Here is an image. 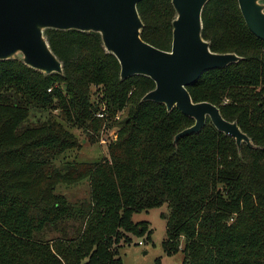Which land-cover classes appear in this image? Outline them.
<instances>
[{"label": "trees", "instance_id": "obj_1", "mask_svg": "<svg viewBox=\"0 0 264 264\" xmlns=\"http://www.w3.org/2000/svg\"><path fill=\"white\" fill-rule=\"evenodd\" d=\"M138 12L142 39L171 51L172 0H142ZM45 35L63 74L46 76L18 58L0 61V264H124L119 249L129 235L152 236L134 214L165 205L167 255L183 253V264H264V41L238 0L209 1L203 38L212 52L241 60L206 72L188 90L194 103H211L237 122L254 147L238 148L210 119L175 144L194 120L143 102L155 82L121 80L100 34ZM123 111L107 157L69 159L82 148L73 129L92 140Z\"/></svg>", "mask_w": 264, "mask_h": 264}, {"label": "water", "instance_id": "obj_2", "mask_svg": "<svg viewBox=\"0 0 264 264\" xmlns=\"http://www.w3.org/2000/svg\"><path fill=\"white\" fill-rule=\"evenodd\" d=\"M142 0H0V61L20 59L46 76L63 74L46 30H77L101 35L103 46L121 66V80L145 76L155 82L143 102L177 109L194 120L174 140L200 133L208 119L233 138L238 148L254 147L237 122L227 121L208 102L194 103L188 88L206 72L238 63L236 54H217L203 38V11L210 0H172L176 12L171 51H162L142 39L144 23L138 12ZM250 31L264 41V0H238Z\"/></svg>", "mask_w": 264, "mask_h": 264}, {"label": "rangeland", "instance_id": "obj_3", "mask_svg": "<svg viewBox=\"0 0 264 264\" xmlns=\"http://www.w3.org/2000/svg\"><path fill=\"white\" fill-rule=\"evenodd\" d=\"M98 96L101 97L100 94L93 97L95 105L98 104ZM126 118V113L123 111L119 112L116 118L106 120L102 131L92 134V140L87 138L82 131L73 129L72 131L77 135L82 148L68 153L69 159L77 158L78 162L92 163L107 157L109 146L118 140L117 125ZM106 123L111 124V127H107ZM78 194L82 199L88 196L86 183L79 187ZM164 214H169L167 205L153 208L148 212L134 214L133 221L135 223L148 222L152 236L151 240H148L145 235L142 237L129 235L132 239L131 243H122L119 249L124 264H156L157 259H161L162 264H183V253L167 255L164 251L163 244L167 239V220L163 218Z\"/></svg>", "mask_w": 264, "mask_h": 264}, {"label": "built area", "instance_id": "obj_4", "mask_svg": "<svg viewBox=\"0 0 264 264\" xmlns=\"http://www.w3.org/2000/svg\"><path fill=\"white\" fill-rule=\"evenodd\" d=\"M99 117H100V118H103V117H104V115H103V114H100V115H99Z\"/></svg>", "mask_w": 264, "mask_h": 264}]
</instances>
